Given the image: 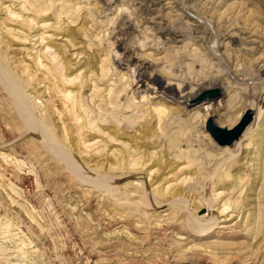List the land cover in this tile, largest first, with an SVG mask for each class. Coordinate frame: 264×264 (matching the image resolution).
<instances>
[{
    "label": "rangeland",
    "instance_id": "374dc122",
    "mask_svg": "<svg viewBox=\"0 0 264 264\" xmlns=\"http://www.w3.org/2000/svg\"><path fill=\"white\" fill-rule=\"evenodd\" d=\"M38 2L0 0V264H264V0Z\"/></svg>",
    "mask_w": 264,
    "mask_h": 264
},
{
    "label": "bare ground",
    "instance_id": "6f19581e",
    "mask_svg": "<svg viewBox=\"0 0 264 264\" xmlns=\"http://www.w3.org/2000/svg\"><path fill=\"white\" fill-rule=\"evenodd\" d=\"M36 1V0H35ZM34 0H26V6L27 7H31V8H35L37 6H39L41 8L42 6V2L41 4L38 2L37 4L35 3ZM49 4V3H48ZM44 7V6H43ZM47 7V6H46ZM66 8V7H65ZM66 11V10H65ZM64 11V12H65ZM58 11H56L57 13ZM63 14V12H62ZM61 16V15H60ZM37 17V16H36ZM35 17V18H36ZM68 18V17H67ZM74 21V20H73ZM72 22V21H71ZM192 28H194L193 30L195 29H199V25L197 24H191ZM170 29V28H169ZM131 28L129 27V25H127V22H125L124 20H121L119 23H118V26H117V31H116V35H114V40H113V43L116 45V47L120 50H122V52L126 53V56L128 57L127 61L129 64H131L133 66V68L136 70L135 72L138 73V75H143L144 74V67L146 66L145 64V61L144 60H141V59H135V58H132V55L130 54H127V46H126V38L127 36L129 35V32H130ZM157 32L160 33L161 35L162 34H165L167 31L166 28H163V27H157L156 28ZM195 33V32H194ZM198 33V32H197ZM180 34V33H179ZM25 39H28L25 38ZM187 45V44H186ZM190 45V44H189ZM156 50H162L163 49V46H157L155 47ZM189 49V48H188ZM194 50V49H193ZM126 57V58H127ZM11 60V58H9L8 56H5L4 54L0 53V68H2V65L3 64H6L7 62H9ZM1 73L4 74V71H2V69H0ZM2 76V75H1ZM226 77V76H225ZM149 79V83L150 85H152L153 87L157 88L161 93H170L171 92V84L169 86H164L163 82L161 81V79H155V78H148ZM175 79V78H174ZM180 79V78H179ZM178 80V79H177ZM182 80H183V77H182ZM111 81V80H110ZM224 82V81H222ZM108 83V82H107ZM184 85L185 87H187L189 84H187V82H185L184 80ZM15 84V83H14ZM106 85V84H105ZM212 87L211 88H217L219 89L220 91L223 92V87H222V84L219 82L217 83H212L211 84ZM9 86V85H8ZM14 86V85H13ZM178 87L180 86H183L181 84H177ZM6 87V86H5ZM152 87V88H153ZM13 88V87H12ZM225 88V87H224ZM209 89V87H199L198 91L195 92V90L193 88H191L190 92V96H181L180 95V99H181V102L182 103H187L190 99H193L195 96H197L201 91H204V90H207ZM12 90V89H11ZM14 91H12V93H14V100H15V103H16V108L19 112V115L21 116L20 118H22V120L28 124V126L34 124V115L32 118V113H31V109L32 107L30 106L29 104V100L20 92V90L14 86L13 88ZM154 90V89H153ZM189 92V91H188ZM182 92H180L181 94ZM155 94V93H154ZM175 94V93H174ZM187 94V93H186ZM26 95V94H25ZM27 96V95H26ZM179 96V95H178ZM32 105V103H31ZM259 116V114H258ZM36 119V118H35ZM38 123V121H37ZM35 126L37 127V125L35 124ZM29 128V127H28ZM130 128V127H128ZM39 130V129H38ZM43 132L45 133V135L47 136V138L42 139V147L44 148L45 152H47V154L49 153L50 155H56L57 158L60 160V161H63L64 163H68V160H69V156H70V153L69 151L61 146L58 141V139L50 132H48V130L46 129V127L44 126V128L42 129ZM29 131V130H28ZM31 131V130H30ZM35 131V130H34ZM40 131V130H39ZM32 133V132H31ZM35 133V132H34ZM36 134V133H35ZM42 135V134H41ZM40 136V135H39ZM40 139V140H41ZM235 142V141H234ZM233 144V143H232ZM242 145V144H241ZM240 144L238 145V151H240L242 149V147L244 146H241ZM52 155V156H53ZM72 155V154H71ZM71 159V158H70ZM71 163V162H70ZM78 163V162H77ZM84 164V163H83ZM72 165L73 167L75 168V163L74 161L72 160ZM71 166V164H70ZM68 168V166H67ZM88 168V167H87ZM78 169V168H77ZM83 169V168H82ZM90 170V169H89ZM70 171V170H69ZM76 172H80V171H76ZM82 172V171H81ZM88 172V171H87ZM92 172V171H91ZM95 175V174H94ZM29 176V175H28ZM81 176V175H80ZM83 180V179H82ZM24 182L26 183L27 187H30L31 186V182L28 180L27 176L25 177L24 179ZM143 182V181H142ZM143 184V183H142ZM110 185V188H111V184ZM108 185V186H109ZM109 188V189H110ZM115 188V187H114ZM30 189V188H29ZM112 189V188H111ZM180 189V188H179ZM185 199V198H184ZM10 257V256H9Z\"/></svg>",
    "mask_w": 264,
    "mask_h": 264
},
{
    "label": "water",
    "instance_id": "95a60500",
    "mask_svg": "<svg viewBox=\"0 0 264 264\" xmlns=\"http://www.w3.org/2000/svg\"><path fill=\"white\" fill-rule=\"evenodd\" d=\"M218 93V89H212L211 91L203 94V97L210 96L212 94ZM251 115L246 113L245 116L241 119V121L231 130L223 129L215 124H213L212 120L208 122V130L213 138L221 145H231L235 140H237L242 132L244 131L245 127L251 122Z\"/></svg>",
    "mask_w": 264,
    "mask_h": 264
}]
</instances>
